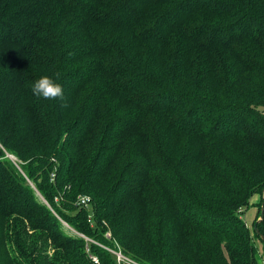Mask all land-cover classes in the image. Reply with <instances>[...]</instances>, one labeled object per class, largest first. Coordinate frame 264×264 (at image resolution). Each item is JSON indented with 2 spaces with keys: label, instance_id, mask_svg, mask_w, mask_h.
I'll return each instance as SVG.
<instances>
[{
  "label": "trees",
  "instance_id": "obj_1",
  "mask_svg": "<svg viewBox=\"0 0 264 264\" xmlns=\"http://www.w3.org/2000/svg\"><path fill=\"white\" fill-rule=\"evenodd\" d=\"M262 107L264 0H0V264H259Z\"/></svg>",
  "mask_w": 264,
  "mask_h": 264
},
{
  "label": "clouds",
  "instance_id": "obj_2",
  "mask_svg": "<svg viewBox=\"0 0 264 264\" xmlns=\"http://www.w3.org/2000/svg\"><path fill=\"white\" fill-rule=\"evenodd\" d=\"M58 77V74H57ZM32 91L35 96L45 100H55L63 98V88L50 76H42L35 81L32 86Z\"/></svg>",
  "mask_w": 264,
  "mask_h": 264
},
{
  "label": "rangeland",
  "instance_id": "obj_3",
  "mask_svg": "<svg viewBox=\"0 0 264 264\" xmlns=\"http://www.w3.org/2000/svg\"><path fill=\"white\" fill-rule=\"evenodd\" d=\"M262 109L264 110V107H262ZM7 155H10L11 157H13L16 160V157L13 156L12 154L6 153ZM260 200V195H254L251 199V205L245 210L244 212V219L249 223V225L252 227V223L254 221V219L258 216V202ZM65 225L67 227H69L70 229H72L71 226H69L67 224V222H65ZM263 242L262 240H260L259 242H257L258 248H259V264H264V246H263ZM109 248V247H108ZM112 249V248H109Z\"/></svg>",
  "mask_w": 264,
  "mask_h": 264
},
{
  "label": "built area",
  "instance_id": "obj_4",
  "mask_svg": "<svg viewBox=\"0 0 264 264\" xmlns=\"http://www.w3.org/2000/svg\"><path fill=\"white\" fill-rule=\"evenodd\" d=\"M9 156L11 159H13L15 161V159L13 157ZM82 203L87 204L90 201V198L87 196H84L81 198ZM109 249V248H108ZM115 256L116 262L117 264H141L140 262L132 259L131 257L127 256L125 253H123V251H121L120 249L115 250V249H109ZM97 259V258H95Z\"/></svg>",
  "mask_w": 264,
  "mask_h": 264
},
{
  "label": "water",
  "instance_id": "obj_5",
  "mask_svg": "<svg viewBox=\"0 0 264 264\" xmlns=\"http://www.w3.org/2000/svg\"><path fill=\"white\" fill-rule=\"evenodd\" d=\"M264 217V206H263V209H262V212H261V217H260V219H262ZM259 219V220H260ZM257 228V227H256ZM262 237V239H263V241H264V236H261Z\"/></svg>",
  "mask_w": 264,
  "mask_h": 264
}]
</instances>
